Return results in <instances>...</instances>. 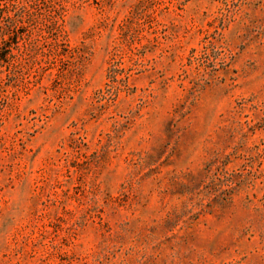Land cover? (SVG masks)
I'll return each instance as SVG.
<instances>
[{
	"label": "rangeland",
	"instance_id": "374dc122",
	"mask_svg": "<svg viewBox=\"0 0 264 264\" xmlns=\"http://www.w3.org/2000/svg\"><path fill=\"white\" fill-rule=\"evenodd\" d=\"M0 264H264V0H0Z\"/></svg>",
	"mask_w": 264,
	"mask_h": 264
}]
</instances>
